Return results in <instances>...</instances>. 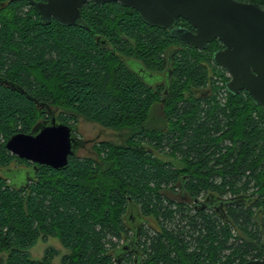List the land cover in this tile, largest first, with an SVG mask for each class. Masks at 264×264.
I'll list each match as a JSON object with an SVG mask.
<instances>
[{
	"label": "trees",
	"instance_id": "16d2710c",
	"mask_svg": "<svg viewBox=\"0 0 264 264\" xmlns=\"http://www.w3.org/2000/svg\"><path fill=\"white\" fill-rule=\"evenodd\" d=\"M238 1L264 9V0ZM82 18V27L46 25L27 0H0V173L16 163L34 171L20 187L0 175L1 264H52L54 248L40 261L30 254L48 237L71 252L62 264H119L115 252L123 244L112 236L135 238L141 256L136 263L125 255L120 264L264 260L257 217L264 215V113L247 92L225 91L230 77L228 103L211 93L208 67L227 74L212 60L223 44L196 50L119 3H90ZM178 25L189 28L183 19ZM129 60L166 82L150 85ZM53 114L72 127L83 118L129 137L122 145L95 144L96 158L73 156L64 170L6 149L11 137L32 133ZM158 147L185 168L159 160ZM207 195L242 201L212 212L194 206ZM132 206L155 227L134 233Z\"/></svg>",
	"mask_w": 264,
	"mask_h": 264
},
{
	"label": "water",
	"instance_id": "95a60500",
	"mask_svg": "<svg viewBox=\"0 0 264 264\" xmlns=\"http://www.w3.org/2000/svg\"><path fill=\"white\" fill-rule=\"evenodd\" d=\"M28 1L46 25L54 22L63 27H82V13L88 4L103 6L119 3L124 8L138 12L146 25L167 30L171 38L196 50L204 51L209 44L218 40L224 48L215 51L212 60L229 74L230 80L226 84L228 94L238 96L247 92L264 113V9L257 4L238 0ZM181 19L188 22L189 28L178 25ZM77 129L62 123L53 114L49 121L37 125L32 133L11 137L6 149L20 160L64 170L69 166V159L76 156L81 147L82 140L77 136ZM209 196L208 199L212 198L216 207L224 202L219 197ZM208 199L198 200L194 206L212 209ZM230 201V204L241 203L242 198ZM133 208L136 207L132 206L131 210ZM128 219L137 235L142 226L147 224L140 216L137 219L139 222L133 223L131 211ZM134 241L125 242L115 252L117 263L120 264L121 259L128 254L138 257L136 263H139L141 256ZM2 261L0 259V264ZM244 264H264V260H249Z\"/></svg>",
	"mask_w": 264,
	"mask_h": 264
},
{
	"label": "rangeland",
	"instance_id": "374dc122",
	"mask_svg": "<svg viewBox=\"0 0 264 264\" xmlns=\"http://www.w3.org/2000/svg\"><path fill=\"white\" fill-rule=\"evenodd\" d=\"M127 64L130 68H132L135 71H137L141 67V65L134 60H129ZM208 69H209L207 72L208 77L213 78V81L216 82L215 83L216 91H212L211 93L213 94V92H215L216 94L214 95H218L220 99L222 97V100L227 99L226 102L228 103V98L224 94L226 93L224 92V89H225V84H226L225 83L226 78L229 77L228 73L225 74L224 71H221V69H218V68L214 69L213 66H209ZM160 76L162 77V83H165L166 81H165L164 75H160ZM145 81L149 84L155 83L156 77H154L153 79L147 78ZM156 84L157 83L152 84V85H156ZM209 90L210 89L208 88L207 91ZM60 112L61 110L58 109L57 111H55L54 114H58ZM157 116L158 115L154 116L153 122L155 123V125H160L161 123L157 124V120H158ZM77 128H78L77 136L79 139H81L84 142V146L78 149L77 156L80 158H90V159L96 158V153H95V148H94L95 144H98L100 142H109L115 145H122V144H125V141L128 139L129 133H130V131L128 130H121V131L106 130V129L101 128L96 123L92 121H87L83 118L78 119ZM154 150H155L154 151L155 156L159 158V160H161L162 162L165 161L167 163H171L179 170H183L185 168L183 161L179 157L175 156L171 151L165 150V153H161L162 148H159V147ZM0 175L7 178L9 183L12 186L20 187L26 184L29 178H32L34 176V171L31 169H26L25 166H22L21 164L16 163V164H13L9 169L2 170V173H0ZM175 193L177 194L178 197H180L178 192H175ZM204 198L205 196L200 197L198 199L199 201H204ZM188 205L190 208H192L190 203ZM131 212L134 217L133 223L139 222L137 220L140 216L138 209L133 208ZM255 212L257 213L258 209L255 210ZM257 217L259 219V223L261 222L262 227H263L264 226V215H258ZM148 218L151 224L149 223L145 224L146 229H148L150 225L155 227V224L152 218L151 217H148ZM235 234L237 235L238 233L236 232ZM124 241H126L125 237L118 238V237L112 236L111 238V242L115 245H121L124 243ZM106 247L109 249L112 248L111 245H107ZM49 248H54L55 250L58 251V254L55 255L52 260V264H62L63 257L71 255V252H69L62 246L59 239L55 237H48V239L45 241L42 238H40L37 245L30 250L31 258L35 261L42 260L44 258L46 250H48Z\"/></svg>",
	"mask_w": 264,
	"mask_h": 264
},
{
	"label": "flooded vegetation",
	"instance_id": "af4514ba",
	"mask_svg": "<svg viewBox=\"0 0 264 264\" xmlns=\"http://www.w3.org/2000/svg\"><path fill=\"white\" fill-rule=\"evenodd\" d=\"M27 1H28V0H27ZM33 1L47 2V0H33ZM28 2H29V1H28ZM29 4H30V3H29ZM137 72L140 73L141 78H143L144 80H146L147 78H148V79H149V78L153 79L154 77H156V81H155V83H157V84H162V77H161L160 75H155V74H153V73L147 72V71L144 70L143 67H140V68L137 70ZM158 78H159V79H158ZM158 82H159V83H158ZM155 83H151L150 85L155 84ZM157 84H156V85H157ZM80 140H81V139H80ZM80 140H79V141H80ZM83 146H84V142L82 141V143H81V147H80V148H82ZM209 197H210V196L207 195V196L204 198V200L208 199ZM221 199H223L224 202H222L221 205H220L219 207H216V204L214 203V200H213L212 198L208 199V200H209V206L215 208V211H217L218 209H223L224 207L227 208L228 204H230V203H228L230 199L227 198V197H224V198H221ZM230 202H231V201H230ZM194 203H195V202H194ZM231 203H233V202H231ZM207 211H208V212H212L211 208H208Z\"/></svg>",
	"mask_w": 264,
	"mask_h": 264
},
{
	"label": "built area",
	"instance_id": "2783aa9c",
	"mask_svg": "<svg viewBox=\"0 0 264 264\" xmlns=\"http://www.w3.org/2000/svg\"><path fill=\"white\" fill-rule=\"evenodd\" d=\"M229 75V74H228ZM226 91H227V89H226ZM228 92V91H227ZM124 244V243H123Z\"/></svg>",
	"mask_w": 264,
	"mask_h": 264
}]
</instances>
